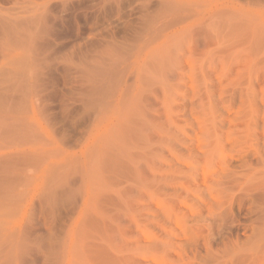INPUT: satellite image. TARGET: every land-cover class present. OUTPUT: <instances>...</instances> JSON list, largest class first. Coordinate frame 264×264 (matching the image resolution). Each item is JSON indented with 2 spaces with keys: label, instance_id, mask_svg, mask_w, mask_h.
Returning a JSON list of instances; mask_svg holds the SVG:
<instances>
[{
  "label": "rangeland",
  "instance_id": "374dc122",
  "mask_svg": "<svg viewBox=\"0 0 264 264\" xmlns=\"http://www.w3.org/2000/svg\"><path fill=\"white\" fill-rule=\"evenodd\" d=\"M165 1L0 0V262L42 264L52 244L56 264H208L205 255H188L194 240L210 227L216 242L228 235L239 210L220 196L226 181L218 172L251 143L169 166L130 151L138 140H130V41ZM200 1L205 9L254 8L264 27V0ZM259 57L249 68L258 81L253 133L264 152V50ZM232 80H221L229 86L225 101L238 89ZM187 93L173 104L183 125L200 104ZM236 113L241 119L238 106L229 116ZM259 176L242 184H264ZM68 187L77 199L67 214L41 216L45 193ZM32 224L40 231L29 235ZM111 228L112 250L105 244Z\"/></svg>",
  "mask_w": 264,
  "mask_h": 264
},
{
  "label": "bare ground",
  "instance_id": "6f19581e",
  "mask_svg": "<svg viewBox=\"0 0 264 264\" xmlns=\"http://www.w3.org/2000/svg\"><path fill=\"white\" fill-rule=\"evenodd\" d=\"M198 1L162 2L159 11L144 16L140 27L132 34L130 140L134 135L138 140L130 142V151H142L143 155L137 153V156L147 155L150 161L157 163L151 161L155 165L169 166L171 162L179 165L191 163L190 160L200 163L208 158L216 159L228 144L251 143L237 157H231L217 177L219 181H226L220 184L219 193L229 203L228 208L232 210L234 203L238 206L235 225L219 242L214 240L210 227L208 234L194 240L188 255L195 258L205 255L208 264H260L264 259V184L242 183L258 179L260 173L264 176V152L258 146L260 137L253 133L258 131L255 128L259 118L256 115L258 81L252 74L264 50V27L254 8L205 9L200 5L202 1ZM62 4L65 8L68 3ZM250 63L254 69L249 68ZM113 66L111 69H115ZM246 69L250 70L249 74ZM217 70L221 71L222 81L233 76L229 83L238 87L227 101L224 96L229 93V86H222L221 80L212 78ZM187 92L193 98L199 95V109H193L200 112L195 111L196 114L192 110L194 115L188 118L192 113L189 112L185 119L189 123L185 121L183 125L175 115L173 104L183 101ZM235 106L240 108L241 119L238 113L235 117L229 116ZM196 117L200 118H197L198 126ZM241 127L243 132L239 131ZM99 155L101 157V153ZM132 155L131 160L136 158L140 162V157ZM147 156L144 157L148 159ZM76 196V191L69 187L49 189L40 201V215L44 216L48 209L59 215L67 214L68 204H74ZM225 217L222 215L223 221ZM33 224L26 230L29 235L40 231L39 226ZM112 234L111 228L105 240L110 250L113 248ZM9 237L6 234L5 240ZM58 260V251L51 244L42 264H56ZM0 264L10 262L4 258Z\"/></svg>",
  "mask_w": 264,
  "mask_h": 264
}]
</instances>
